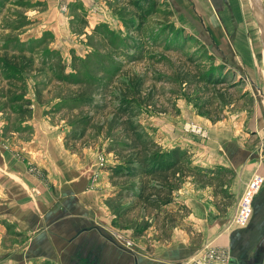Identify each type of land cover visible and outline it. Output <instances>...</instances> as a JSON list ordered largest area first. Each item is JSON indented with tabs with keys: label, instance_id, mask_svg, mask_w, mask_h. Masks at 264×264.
Wrapping results in <instances>:
<instances>
[{
	"label": "rangeland",
	"instance_id": "374dc122",
	"mask_svg": "<svg viewBox=\"0 0 264 264\" xmlns=\"http://www.w3.org/2000/svg\"><path fill=\"white\" fill-rule=\"evenodd\" d=\"M133 4L0 0L2 136L24 131L32 137L24 123L39 105L44 117L64 128L69 152L93 157L89 184L104 179L109 232L141 260L173 264L198 254L222 232L233 264L240 256L251 262L258 251L261 260L264 184L245 227L229 226L228 216L244 187L243 174L264 172V82L256 85L239 74V66L221 62L201 19L177 0H159V11L148 17ZM257 55L264 64V55ZM7 62L20 68L15 82L7 78ZM204 76L221 81L209 83ZM22 106L28 112L21 113ZM83 119L90 120L84 136L78 127ZM177 147L189 156L176 175L172 201L160 208L153 197L143 203L131 194L127 187L136 188L140 179H112L110 166ZM29 171L45 179L38 167ZM119 187L120 198L114 196ZM1 211L0 254L12 255L24 245Z\"/></svg>",
	"mask_w": 264,
	"mask_h": 264
},
{
	"label": "crops",
	"instance_id": "0c3cea01",
	"mask_svg": "<svg viewBox=\"0 0 264 264\" xmlns=\"http://www.w3.org/2000/svg\"><path fill=\"white\" fill-rule=\"evenodd\" d=\"M177 1L189 15L201 19L221 62L239 66V74L256 85L264 82V64L257 55L258 50L264 55V40L249 0ZM33 116L24 123L33 129L32 137L21 131L6 139L0 121L1 216L14 224L20 247L24 245L15 254L1 253L0 264H150L110 234L104 179L98 186L89 184L95 171L93 157L69 152L64 128L44 117L39 105ZM31 166L38 167L45 179L30 172ZM252 175L249 170L243 174L242 187ZM221 234L210 242L226 245L227 236ZM82 236L94 242H79Z\"/></svg>",
	"mask_w": 264,
	"mask_h": 264
},
{
	"label": "trees",
	"instance_id": "16d2710c",
	"mask_svg": "<svg viewBox=\"0 0 264 264\" xmlns=\"http://www.w3.org/2000/svg\"><path fill=\"white\" fill-rule=\"evenodd\" d=\"M133 5L136 8L137 13L143 17H148L149 15L156 13L159 11L158 9L160 7L159 0H134ZM5 65L8 69L7 78L14 82L17 81L19 78V66L17 64L13 66L9 62L5 63ZM204 79L209 83L212 81L213 84H218L221 81L220 79L215 80L210 78V80H208L205 76ZM24 97V94L23 96H18L16 101L20 99L22 100ZM81 101L88 104L90 98L86 99L84 97L81 98ZM24 102L26 105L30 104L29 99H26ZM127 109H129V105L126 106V108H123V113L128 112ZM28 110L29 108L22 106L21 113L28 112ZM89 125L90 120L87 119H83L79 122L78 127L82 129L81 135L84 136L89 128ZM140 143L143 145L147 144L144 141H141ZM188 156L189 153L179 147L166 151L160 150L154 153L147 152L145 155L138 153L136 160L128 159L115 166H110L108 169L111 171L112 179H140L136 188L133 183L127 187L131 194L143 203L146 201L149 202L153 197L156 200L155 204H157L160 208L162 205L168 204L172 201L173 190L177 188V184L175 182L177 179L176 175L180 169L184 167L185 160ZM135 162H137V164H135ZM148 180H157L159 182V186L155 187L157 185L150 184ZM163 188H167L168 191H163ZM122 190L123 189L119 187L115 191L114 196L119 198L123 197Z\"/></svg>",
	"mask_w": 264,
	"mask_h": 264
},
{
	"label": "built area",
	"instance_id": "2783aa9c",
	"mask_svg": "<svg viewBox=\"0 0 264 264\" xmlns=\"http://www.w3.org/2000/svg\"><path fill=\"white\" fill-rule=\"evenodd\" d=\"M264 184V175H254L244 185L231 213L228 216L229 226L243 227L247 225L253 213V199ZM231 250L228 245L207 243L196 255L182 259L173 264H230Z\"/></svg>",
	"mask_w": 264,
	"mask_h": 264
},
{
	"label": "water",
	"instance_id": "95a60500",
	"mask_svg": "<svg viewBox=\"0 0 264 264\" xmlns=\"http://www.w3.org/2000/svg\"><path fill=\"white\" fill-rule=\"evenodd\" d=\"M251 4L254 10L261 13L262 15V21L260 20V23H261V31L263 35V40H264V2L263 0H251ZM244 155H246V153H244ZM79 242H84V244L88 245V244H92L94 241L92 239L85 238L84 236H82ZM263 264H264V261H263Z\"/></svg>",
	"mask_w": 264,
	"mask_h": 264
},
{
	"label": "flooded vegetation",
	"instance_id": "af4514ba",
	"mask_svg": "<svg viewBox=\"0 0 264 264\" xmlns=\"http://www.w3.org/2000/svg\"><path fill=\"white\" fill-rule=\"evenodd\" d=\"M263 252V251H262ZM262 252H260V251H258L257 253H255L254 255H253V259H252V261L250 262H247V260H244V259H242L243 258V256H240V258L241 259H239V262L240 263H242V264H257L258 262H260V264H263V261H264V254L262 255V259L261 260H259V256H260V254L262 253ZM242 255H244V253H242Z\"/></svg>",
	"mask_w": 264,
	"mask_h": 264
},
{
	"label": "bare ground",
	"instance_id": "6f19581e",
	"mask_svg": "<svg viewBox=\"0 0 264 264\" xmlns=\"http://www.w3.org/2000/svg\"><path fill=\"white\" fill-rule=\"evenodd\" d=\"M250 2H251V0H250ZM251 5H252V4H251ZM255 12H256L257 17L259 18V20L262 21V15H261V13H259V12H257V11H255Z\"/></svg>",
	"mask_w": 264,
	"mask_h": 264
}]
</instances>
